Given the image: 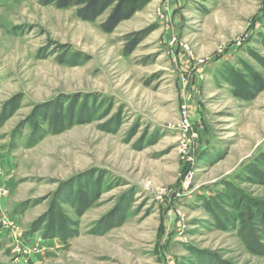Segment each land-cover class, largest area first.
<instances>
[{"label": "rangeland", "instance_id": "374dc122", "mask_svg": "<svg viewBox=\"0 0 264 264\" xmlns=\"http://www.w3.org/2000/svg\"><path fill=\"white\" fill-rule=\"evenodd\" d=\"M133 1L0 0V264H264V0Z\"/></svg>", "mask_w": 264, "mask_h": 264}, {"label": "trees", "instance_id": "16d2710c", "mask_svg": "<svg viewBox=\"0 0 264 264\" xmlns=\"http://www.w3.org/2000/svg\"><path fill=\"white\" fill-rule=\"evenodd\" d=\"M39 1L41 4L44 5L53 4L59 8L75 7L76 8L75 13L77 17L87 21H94L102 12H104L110 5L113 4L106 18L100 23V28L105 32H111L120 20L129 17L132 13H134V11L137 8H139L136 7L137 3L134 1L128 3L127 6H125L126 8L123 7V9H118L117 7L119 0H39ZM133 35L134 34H132V36ZM141 38L142 37L139 36L137 39L131 41V43L127 45V47L125 48V52L129 53L130 51H132L133 48L139 43ZM251 209L252 207L247 209L246 212L247 214H244L242 216H245L248 219L251 218L249 215V213L252 212L250 211Z\"/></svg>", "mask_w": 264, "mask_h": 264}, {"label": "crops", "instance_id": "0c3cea01", "mask_svg": "<svg viewBox=\"0 0 264 264\" xmlns=\"http://www.w3.org/2000/svg\"><path fill=\"white\" fill-rule=\"evenodd\" d=\"M11 151L9 152L8 150H6V148L1 147V140H0V168L2 170V182L4 181V184L9 186L8 182H5V174L7 171V168L9 165V158L5 157L4 154H7V156H9L11 158ZM10 201V197L8 196H4L0 198V216L3 215L6 212V206H7V202ZM17 215V214H16Z\"/></svg>", "mask_w": 264, "mask_h": 264}, {"label": "built area", "instance_id": "2783aa9c", "mask_svg": "<svg viewBox=\"0 0 264 264\" xmlns=\"http://www.w3.org/2000/svg\"><path fill=\"white\" fill-rule=\"evenodd\" d=\"M1 174L2 173L0 172V198L4 196L3 188H2V185H1V182H2V175Z\"/></svg>", "mask_w": 264, "mask_h": 264}]
</instances>
